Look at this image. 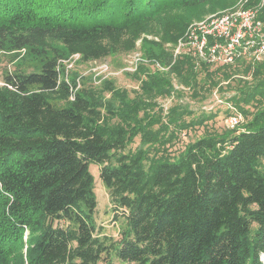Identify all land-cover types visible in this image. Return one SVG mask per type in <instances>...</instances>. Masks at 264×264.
Segmentation results:
<instances>
[{
	"label": "trees",
	"instance_id": "1",
	"mask_svg": "<svg viewBox=\"0 0 264 264\" xmlns=\"http://www.w3.org/2000/svg\"><path fill=\"white\" fill-rule=\"evenodd\" d=\"M238 1L0 0V53L38 60L0 85V264H263L264 57L231 63L245 67L228 99L250 116L240 128L210 132L215 114L159 104L183 96L174 80L195 96L218 87L216 72L231 64L210 71L214 63L175 49L193 21ZM245 8L264 24V0ZM139 41L148 62L129 74L138 90L65 78L63 60L102 61ZM91 164L123 222L117 239L94 225Z\"/></svg>",
	"mask_w": 264,
	"mask_h": 264
},
{
	"label": "rangeland",
	"instance_id": "2",
	"mask_svg": "<svg viewBox=\"0 0 264 264\" xmlns=\"http://www.w3.org/2000/svg\"><path fill=\"white\" fill-rule=\"evenodd\" d=\"M248 0H239L233 7L226 8L214 13L207 14L203 19L193 21L190 25L194 23H199L205 21L211 16L219 15L225 11L235 9L238 7H246ZM247 9V8H246ZM190 27V26H189ZM187 32V31H186ZM186 34V33H185ZM185 36V35H184ZM183 36V37H184ZM182 37V38H183ZM149 40L158 41L157 38L152 36H147ZM180 38L179 41L182 39ZM178 41V42H179ZM141 41L137 43V49L130 54L116 55L107 58L102 61L83 63L79 60V56L74 55L68 58V60H63L62 64L65 67V78L67 80H72L75 75L77 77V83L79 84L82 80H86L88 83H93L98 86L103 80L111 79L115 81L117 87L125 89L128 91H136L139 88V83L136 82L129 74L136 72L141 63L148 62L142 55V48L140 47ZM178 44V43H177ZM176 51V49H175ZM13 54L12 53H0V85L3 83V75L7 71H12L14 66L18 64H25V62L35 63L38 60L27 52L23 51L19 57L16 58L15 62H11ZM177 54L175 55V57ZM246 61L250 58L246 56ZM215 64V63H214ZM239 64V63H238ZM232 67L223 68L222 71H217L215 74V81L218 82V87L213 88L208 83L204 85L205 89L199 90L197 96H195L192 91L185 89L184 87L178 85L177 81L174 80V86L177 90H183L184 94L181 98L170 97L165 99H160V107L164 109L165 112L176 103L180 102L186 104L193 110L196 114L207 113L215 114L216 117L207 123L208 131L222 133L227 129H232L230 127V117L240 116L241 120L235 127H241L246 121L250 119V116H245L239 114V110L233 107L229 102V98L236 93V90L242 86L239 79L244 78L243 71L245 69L244 65L231 64ZM159 70H167L168 68L160 67L157 65ZM218 66L215 64L210 71H216ZM224 72L232 75V79L226 80L224 77ZM202 74L200 79H205ZM250 80L249 77L246 78ZM203 81V80H202ZM220 89H223L221 91ZM132 93V92H131ZM134 96V94H130ZM249 111H254L252 106H246ZM204 133V128L190 130L188 132L181 133L180 137L173 146L170 147L169 152L172 156H177L180 152L184 150L186 145L193 141L195 138L200 137ZM140 140L137 139L133 148L138 146ZM90 172L94 177L95 181V193L97 199V209L94 215V225L96 226L99 233L109 237L110 239L119 238L120 232L123 229V222L116 221L114 216V211L112 210L110 197L105 185L100 179L99 167L95 164L90 165ZM261 260L264 264V255L261 256ZM112 264H124L118 260H113Z\"/></svg>",
	"mask_w": 264,
	"mask_h": 264
},
{
	"label": "built area",
	"instance_id": "3",
	"mask_svg": "<svg viewBox=\"0 0 264 264\" xmlns=\"http://www.w3.org/2000/svg\"><path fill=\"white\" fill-rule=\"evenodd\" d=\"M176 47L175 55L187 53L210 63L231 64L246 56L260 61L264 57V24L257 9L238 7L190 25ZM229 120L234 128L241 117L234 115Z\"/></svg>",
	"mask_w": 264,
	"mask_h": 264
}]
</instances>
